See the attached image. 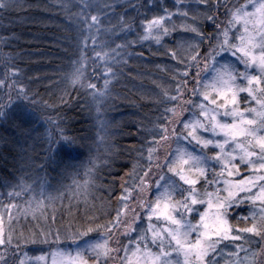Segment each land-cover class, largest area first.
I'll return each mask as SVG.
<instances>
[{"label":"trees","instance_id":"1","mask_svg":"<svg viewBox=\"0 0 264 264\" xmlns=\"http://www.w3.org/2000/svg\"><path fill=\"white\" fill-rule=\"evenodd\" d=\"M123 1L100 0L93 8V15L101 22L96 45L89 42L86 46L82 44L84 30L78 25L82 11L73 9L77 0H10L8 9H0V79L11 83V88L0 85V103L9 93L13 97L11 106L0 115V206L23 207L24 196L29 194L21 192V182L36 188L55 184L69 190L75 182L91 176L90 188L95 195L72 209L75 217L62 219L64 230L56 229L62 235L84 227L93 228V237L105 235V226L116 217L125 190L135 188L148 167L149 149L157 145L151 137L165 122V108L178 103L179 98H170L176 96L177 84L185 79L187 56L196 45L202 55L209 43L187 36L185 28L172 31L162 43L140 42L143 32H137L142 31L139 24L159 16L160 10L175 9V2L166 0L164 8L157 9L158 0L130 5ZM188 10L187 18L197 27L204 24V37L216 35L215 27L206 24L209 20L204 10ZM212 12L209 15L214 17ZM219 24L224 26V22ZM132 30L134 35L127 36ZM173 50L176 57L171 55ZM96 52L116 56L108 79ZM81 53L85 79L72 83L73 62L81 59ZM105 80L107 94L98 102L94 89L86 85L95 84L99 90ZM19 86L27 99L17 98ZM22 111L27 113L24 119ZM63 137L76 141L70 154L59 147ZM67 175L75 176V181L63 180ZM208 177L209 181L214 179L212 171ZM197 186L213 189L205 179ZM248 213L247 205L231 209V225L249 226L252 217L243 219ZM25 219L24 232L39 239L40 227H28L30 220Z\"/></svg>","mask_w":264,"mask_h":264},{"label":"snow or ice","instance_id":"2","mask_svg":"<svg viewBox=\"0 0 264 264\" xmlns=\"http://www.w3.org/2000/svg\"><path fill=\"white\" fill-rule=\"evenodd\" d=\"M201 2L206 3L207 0H201ZM9 7L8 0H0V9L6 10ZM223 7L226 22L221 27L214 21L215 36L204 37L197 26H189L192 32L198 33L201 43L205 39L209 43L202 55L199 45H196L195 50L187 56L186 67L183 69L185 79L177 84L176 96L170 98L172 101L182 98L181 84L186 88L187 78L191 74L193 87L190 95L203 97L199 104H193V107L199 108V112L181 120L180 116L184 109L179 104L173 103L171 107L165 108V122L158 126L160 131L151 137L157 145H159V141H166L171 135L176 136L177 139L182 137L185 141H195L202 148L215 145L218 151L209 156L202 150L197 154L194 151L177 149L172 159L168 161V171L177 176L183 184L177 186L171 182V179L165 185L156 181L154 199L149 201H145L143 198L139 199L140 206L146 209L147 227L139 231L134 238H129L127 244L112 248L109 246L110 236H88L93 231L92 227L69 231L63 236L56 232L51 237L52 242L57 243V250L52 253V264H108L109 259L113 258L112 254L120 251H123L121 257L123 264H219L216 257L223 249H218V245L224 240L242 239L240 235L233 234V227L226 218L227 212L233 205H238L245 200L256 205L258 211L253 210L249 213L252 216L249 226L238 228L236 231L238 233H253L261 236V239L264 240V133L261 131L264 130V0H242V2L237 0V3L231 6L223 5ZM211 10L218 11L219 5L213 4ZM166 15L171 16V13H166ZM184 15L187 16V13L185 12ZM206 18L214 20L212 15H208ZM89 19L96 23L98 20L95 15L84 17L86 27L90 29L93 25L88 23ZM164 21L165 15L156 16L147 21L146 36L152 35L158 40L160 35L166 34L169 28ZM88 39L87 35L82 38L84 46L87 45ZM91 39L95 43V37L92 36ZM224 53L235 58V62L242 64L244 70L239 71L235 64L227 63ZM95 55L99 57L102 54L96 52ZM103 55L106 56L107 53ZM171 55L176 57V52L171 51ZM218 57L219 59H217ZM73 63L70 80L72 83H76L81 81L84 74L83 53H81V59ZM253 67L255 72L249 71ZM204 70H210L212 76L210 79L205 78L202 83L200 74ZM12 71L17 70L12 69ZM238 76L246 81L245 85L237 83ZM107 83L108 81L105 80V89ZM0 85L11 88V83H6L3 79H0ZM86 86L95 90L93 95L96 92L103 94L104 90L96 89L95 84L88 83ZM19 87L21 91L17 98L23 96L24 99H27V94L23 92V86ZM240 92L248 94L245 102L249 98L255 100L258 108L241 109L238 98ZM12 100L13 97L9 93L4 103H0V115H3L5 107L11 106ZM245 113L252 115L247 116ZM26 115L27 113L22 111L21 119H24ZM221 115L231 117V122L227 119H218L217 117ZM169 124H171V128L168 127ZM177 124L181 125L179 133H177ZM201 132L212 135L206 137L201 135ZM62 139L63 143L59 146L60 149L67 150L70 154L76 147V141L69 137ZM226 145L231 148V151L226 149ZM253 149H258V151ZM152 151L153 149L150 148L149 160L152 159ZM236 156H239L240 161L246 162L253 170L251 175L238 181L224 179V191L227 193L224 197L220 196V189L213 191L205 189L203 192L197 190L195 187L197 179L192 178L188 173L197 172L204 175L209 163L215 160L221 164V175L227 172V175L231 176L237 167L234 163ZM146 177L147 170L139 178L140 183L137 187L140 193L145 192L149 187ZM205 181L206 184L213 185L220 182L216 178L209 181L206 176ZM84 183L87 184L88 181L85 180ZM184 184L189 187L184 188ZM19 187L21 192L30 190V186L23 182ZM125 191L130 192V189ZM12 194L9 193V195ZM15 195H20V192H16ZM44 198L43 192H41V199L37 200L38 206H42ZM126 199L127 197H125ZM257 201L259 204H256ZM196 204H206L207 208L200 212L199 209L192 207ZM13 206V204H8L6 208L11 209ZM125 209L132 213V219L124 221L123 227L126 231L129 229L136 231L131 228V224L139 216L134 208H129L125 203L117 211L116 218L105 226V232H110L112 228L121 226L122 222L119 217ZM179 209H183V211H179ZM210 209L213 211L210 212ZM194 211L198 212V219L189 218V214ZM153 217H155V223H153ZM7 218L11 221L10 211ZM244 219L247 220V217ZM61 240L71 242L70 251L64 252L59 248ZM24 242L35 241L26 240ZM39 242L48 243L49 236L42 233ZM12 244L11 232L5 236L4 215L0 213V246H11ZM16 247H19V242ZM236 247L239 248L240 245H236ZM37 259L43 260L44 257L41 256ZM254 259L255 254L245 257L249 264H253ZM0 264H7V260L3 256H0ZM19 264H24V260L20 259Z\"/></svg>","mask_w":264,"mask_h":264},{"label":"rangeland","instance_id":"3","mask_svg":"<svg viewBox=\"0 0 264 264\" xmlns=\"http://www.w3.org/2000/svg\"><path fill=\"white\" fill-rule=\"evenodd\" d=\"M122 2V0H119ZM143 0H124L123 3H126L124 5H130V4H138L139 2H142ZM148 3L152 2L153 0H146ZM158 8H164L166 5V0H158ZM175 2L173 6L175 9L173 10H160V15H165V25L168 26L169 31L164 34L160 35L159 39L157 40L154 38V36L149 35L146 36L145 29L147 28V22L140 23L139 28H141L142 31L137 32H143L140 38L138 39L140 42L149 40L155 43H162L164 39L170 38L172 31L175 32V30H183V28L186 29V31H189L187 36L193 38L195 40H199L198 33L192 32L190 30L189 26H197L195 22L188 19L187 16L184 15V13L191 12V9H194L196 12H202L204 10V13L206 14V17L211 13L212 5L218 4L219 10L213 11L214 17L216 21L218 19V23L220 22H226L225 15L221 16V14H224L225 9L223 5L231 6L234 3H237V0H214V2H211V0H207L206 3H202L201 0H172ZM10 0H8V3ZM100 0H77V3L73 9L80 8L77 12H81V19L78 21V25L80 26L81 30H84V35H87L89 37L87 44L92 43L96 45V35H98V26H100L101 19L97 17L98 23L92 22L90 19L88 23L92 24L93 26L89 29L86 27L84 23V17H90L93 15V8L96 9L99 6ZM242 2V0H240ZM78 3L80 5H78ZM88 13V15L86 14ZM166 13H171V16H167ZM152 20V19H151ZM206 20H208L206 18ZM188 21L189 24L186 25L183 22ZM214 21L211 22V20L206 21L207 26H214ZM203 23L202 25H199V32L203 33ZM173 26H175L173 28ZM121 31V30H119ZM109 32V30H108ZM134 30L127 31V36L134 35ZM155 32V30H153ZM194 34V35H193ZM231 35V34H230ZM95 37V43H93L91 37ZM144 37V38H142ZM198 38V39H197ZM208 45V44H207ZM104 54V53H103ZM101 55L98 57V59L101 62V68H103V76L104 78H110L111 71H108L110 69V64L112 65L116 61V56L112 53H107L106 56ZM226 57V62L229 64H235V67L239 71L244 70V66L242 64H238L235 62V58L231 57L229 54L224 53L223 54ZM219 59V57H218ZM112 70V69H111ZM251 72H255V68L249 69ZM110 75V76H109ZM103 76H100L103 78ZM212 76V73L210 70H204L200 74L201 81L203 83V80L205 78L210 79ZM85 79V76L83 74V77L81 80ZM187 87L184 88L183 84H181L182 87V98H179L178 103L184 110L180 116L181 120L187 119L191 117L194 113L199 112V108L193 107V104H199L203 97L198 95H190L191 89L193 87V81L190 77L187 78ZM104 82V81H103ZM237 83L241 85H245L246 81H243L241 77H237ZM102 88L99 90H104L103 94L100 92L95 93V99L98 102H102L107 94V88L109 85H107L105 89V83L102 84ZM177 90V86H176ZM95 91V90H94ZM155 95L157 93L155 92ZM246 92H240L238 94L239 98V107L241 109L243 108H252L257 107L255 103V100L248 99L247 102H245V98L247 97ZM187 102V103H186ZM247 116H251V113H245ZM218 119L224 120L227 119L229 122H231V117H223L222 115L217 117ZM169 128H171V124L168 125ZM177 133L181 130V125L177 124ZM262 133H264V130H261ZM201 135H204L206 137H210L211 133H200ZM243 140L244 138H239ZM231 143V142H230ZM228 151H231V148L226 145L225 146ZM177 149H184L187 151H194L197 154L202 150L204 153L208 154L209 156H212L215 151H218V149L215 147V145H209L206 148H202L201 145L197 144L195 141H185L182 137L177 139L176 136H169V138L166 141H159V145L155 146V149H153V156L152 159L149 161L148 167H147V180L149 181V187L148 189L140 193L138 189V185L140 183V180L138 179L137 184L135 188L130 189V192H125L120 200L119 210L124 206L125 203L128 204L129 208H134L135 212L138 214L139 218L131 224V228L136 229V231L125 230L123 227L124 221H131L132 219V213L128 211V209H125L124 212L121 214L119 219L121 220L122 224L119 228H112L110 232H104L105 235L110 236L109 239V246L112 248L120 247L121 245H125L128 243L129 238H134L139 231H141L143 228L147 227V216H146V209L140 206L139 199L143 198L145 201L153 200L154 199V192L156 190V181H159L161 185H165L166 182H168L171 179V182L173 184H176L177 186L183 184V182L179 181V178L175 176L172 172L168 171V161L172 159L173 154L177 151ZM257 150L258 149H253ZM238 151V150H237ZM236 167V170L233 172V175L228 176L227 172H224L223 175H221V164L217 163L215 160H212L206 171L204 172V175H200L197 172L188 173L191 175L192 178L197 179L196 188L199 192H203L206 188H199L198 182L201 179H205V176L207 178L210 171H212L214 178L219 179V183L213 185L212 190L214 189H220V196L224 197L227 195V193L224 191V179H227L229 181H238L243 179L245 176L252 174V169L246 164V162H241L239 156L235 157L234 160ZM186 167V166H185ZM142 176V175H141ZM163 177V179H161ZM140 178V176H139ZM69 179L70 183L75 181V176L67 175L63 180ZM87 180L88 183L85 184L84 181ZM212 178L210 179V181ZM92 177L87 176L86 179H84L81 182H75L74 187L71 189H67L68 187L65 186H59L55 184L47 185L43 184L40 187L36 188L32 184L27 183L26 185L30 186V190L28 191V195H25V203L23 207H19V205L13 206L11 209L6 208V206L1 205L0 206V213L4 215V228H5V236L8 235L9 232H11L13 237V244L11 246H0V256H3L7 260V264H19V260L23 259L24 264H52V253L57 250V243L52 242L51 237L56 233L59 232L62 235L61 231H57L56 229H62L65 227V223L62 219H68L75 217L76 215L72 213V209L78 206L79 203L87 202L90 200V196L95 195V191L90 188L91 186ZM69 183V185H70ZM62 184V183H61ZM184 188L189 187L188 185L184 184ZM253 191H256V189H253ZM26 192V191H24ZM41 192H43L44 199L42 206L37 205V200L41 199ZM240 195H243V193H240ZM35 197V199H33ZM67 197H70L69 199H66ZM125 197L127 199L125 200ZM178 199V196L176 197ZM256 204H259V201L256 202ZM247 205L249 207V213L256 209V205L252 204L248 201H242L238 205H233L227 212L226 218L230 223V211L234 208H238L241 206ZM194 209H199L200 212H203L206 208V204H196L192 206ZM19 209V210H18ZM11 212L12 219L11 221L8 220V212ZM179 211H183V209H179ZM210 212L213 211V209L209 210ZM236 212L233 211V213ZM248 213L247 220H249L248 217H252ZM117 215V214H116ZM28 218L30 220V224H28V227H40V233L38 236L39 239H36L34 236H29L24 232V226L28 222L25 218ZM116 218V217H115ZM190 219H198V212H193L189 214ZM243 218V217H242ZM241 218V219H242ZM244 219V218H243ZM244 219V221H247ZM155 217H153V223H155ZM56 226L55 229L50 228L51 226ZM232 226V225H231ZM233 227V226H232ZM243 228L240 227H233L234 233L238 234L242 237V239L239 240H224L221 242L220 245H218V249H223V251L216 257V259L219 261V264H249V261L245 260L246 256H251L252 254H255V259L253 261V264H264V240L261 239V236H257L253 233H238L236 229ZM47 234L49 236V242L48 243H40V237L41 234ZM98 234V235H97ZM95 237L102 236L101 233H97ZM94 234H88V236L93 237ZM26 240H31L35 242H24ZM19 242V247L17 248L16 245ZM62 241L59 242V248L62 249L64 252L70 251L72 246L70 243H63ZM26 244V245H24ZM31 244V245H30ZM227 245V247H225ZM236 245H240L239 248L236 247ZM24 246H27L25 249L26 251H22V248ZM46 248V249H45ZM39 249H42L39 250ZM45 249V250H44ZM155 251V249H153ZM235 253V255H233ZM26 254V255H25ZM74 254V252H73ZM211 255V254H210ZM43 256V260L37 259L38 257ZM113 258L109 259L108 264H123V261L121 260V257L123 256V251H120L119 253L114 252L112 254Z\"/></svg>","mask_w":264,"mask_h":264}]
</instances>
